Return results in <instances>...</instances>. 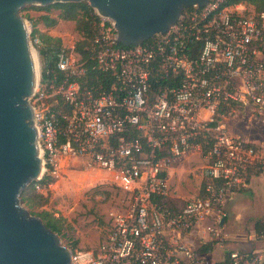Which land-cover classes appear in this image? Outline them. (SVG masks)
I'll return each instance as SVG.
<instances>
[{
  "label": "built area",
  "instance_id": "1",
  "mask_svg": "<svg viewBox=\"0 0 264 264\" xmlns=\"http://www.w3.org/2000/svg\"><path fill=\"white\" fill-rule=\"evenodd\" d=\"M206 2L184 7L165 32L136 46L108 40L115 28L94 12L84 48L95 71L91 79L73 43L35 51L36 191L50 188L52 182L39 181H55L73 162L130 185L125 208L107 211L98 246L71 252L70 264L264 260V252L230 250L208 263L190 242L195 237L222 247L228 198L248 188L251 174L264 172V154L222 122L239 110L264 124V10L232 0ZM192 151L202 157V189L178 206L170 200L166 172Z\"/></svg>",
  "mask_w": 264,
  "mask_h": 264
},
{
  "label": "water",
  "instance_id": "2",
  "mask_svg": "<svg viewBox=\"0 0 264 264\" xmlns=\"http://www.w3.org/2000/svg\"><path fill=\"white\" fill-rule=\"evenodd\" d=\"M86 2L110 20L116 37L129 46L165 32L181 10L206 0H0V264H70L71 250L42 220L31 215L19 195L40 172L37 130L29 98L37 76L25 5ZM223 220H221L222 222Z\"/></svg>",
  "mask_w": 264,
  "mask_h": 264
},
{
  "label": "rangeland",
  "instance_id": "3",
  "mask_svg": "<svg viewBox=\"0 0 264 264\" xmlns=\"http://www.w3.org/2000/svg\"><path fill=\"white\" fill-rule=\"evenodd\" d=\"M44 13L46 12L34 8L24 10L21 8L19 10V15L27 21L29 40L35 51L39 49L42 43L39 41L37 33L32 39L31 24L34 20L38 21L39 15ZM57 13L56 9L48 11V15L51 17H55ZM37 28L44 31L41 32L42 34L50 31L52 34L50 36L52 39L49 41L50 45H68L71 43L74 45L80 39L74 30L72 21L58 20L53 27L49 28L43 27L38 22V24H34V29L38 32ZM41 58L39 56L40 61H42ZM29 102L32 105V99L29 98ZM222 122L229 133L237 134L241 139L250 134L260 135L259 123L256 122V125L239 110L227 115V118ZM202 162L200 153L192 151L170 163L169 197L171 201H175V205L179 206L186 200L196 197L199 190ZM129 186V184L108 173L85 171L77 162H73L60 170L50 188L44 191H36L34 186L33 188L26 186L25 195L35 194V198L31 205L25 202H20V204L34 216L41 210H46L55 217H63L65 223L61 236H58L61 243L66 245L71 252L95 249L107 230V211L111 208L124 209L129 203L130 198L127 190ZM238 192L244 195L246 199H242L241 203H236L237 207L235 210L233 209L231 218L229 215L227 217V243L229 244H234L237 241V232L242 230L244 226L251 227L253 220L257 218L256 215L260 212L257 210V202L254 201L256 198H251L252 194L249 189L234 193ZM248 199L253 202L250 203L247 201ZM236 213L239 214L237 218Z\"/></svg>",
  "mask_w": 264,
  "mask_h": 264
},
{
  "label": "crops",
  "instance_id": "4",
  "mask_svg": "<svg viewBox=\"0 0 264 264\" xmlns=\"http://www.w3.org/2000/svg\"><path fill=\"white\" fill-rule=\"evenodd\" d=\"M35 25L38 24V21L34 20ZM41 23V22H40ZM43 26V24L41 23ZM44 27V26H43ZM46 28V27H45ZM38 29V28H37ZM41 29H38L37 34H40ZM47 35L52 36L50 31H46ZM243 115H245L249 120H252L255 124L259 123V134H250L247 135L243 141L248 144L253 145L258 148L264 154V124L260 123L257 119H254L251 115L241 111ZM257 125V124H256ZM240 138L237 134H233ZM241 139V138H240ZM169 170L167 169L166 176L167 182L169 185ZM200 185H201V175L199 179L198 185V193L196 197L200 194ZM251 192V198H256L254 200L257 202V210L260 211L254 220L251 227L244 226L242 230L238 231L236 235V242L234 244L227 243V217L228 215L232 216L233 209L235 210L237 207L236 203H241L242 199H246L244 195L238 193H233L227 200L225 205V218L223 219V240L222 247H218L215 244H199V241L195 237L190 239L193 250L197 255L204 258L208 263L222 261L226 258L227 251L235 250L246 255H252L255 253H263L264 252V172L263 173H253L249 176V186L247 189ZM195 198V197H194ZM250 198V199H251ZM248 199L250 203L252 200ZM175 202V201H174ZM236 218L239 216L238 213L235 214ZM225 230V232H224ZM219 251V252H217ZM264 264V260L260 263Z\"/></svg>",
  "mask_w": 264,
  "mask_h": 264
},
{
  "label": "trees",
  "instance_id": "5",
  "mask_svg": "<svg viewBox=\"0 0 264 264\" xmlns=\"http://www.w3.org/2000/svg\"><path fill=\"white\" fill-rule=\"evenodd\" d=\"M238 2H244L254 7L255 10L261 11L264 10V0H232ZM26 8H34L37 10L45 11L46 13L39 15L38 22H41L44 27L49 28L53 27L58 20L72 21L74 24V30L79 35L80 39L75 42L74 49L81 56V59L84 60V66L86 68V72L88 78L91 79V76L95 73V71L91 70L90 67L92 65V61L88 59V52L84 49L85 47L90 45L91 35H92V24L97 19L93 9L84 1L80 2H56L48 5L40 6V5H29L24 6L22 9ZM50 9H56L58 11L55 17H51L48 15V11ZM31 21V18H29ZM31 24V36L34 39L37 31L34 29L35 22ZM39 41L42 45L39 47L40 53H45L44 46H50L49 41L52 39L47 34H37ZM118 44V43H117ZM53 45V44H52ZM120 45V44H118ZM58 46V45H54ZM121 46V45H120ZM50 66L52 63L49 64ZM103 86L106 87V83H103ZM53 182V179L46 176L41 181H39L40 185ZM33 181L27 185L33 188ZM200 189H202V181L200 185ZM27 189H23L19 195L20 202H25L28 205H31L35 198V194L25 195ZM36 192V191H35ZM41 197V195H38ZM36 216L39 217L43 224L48 227L51 231L55 232L57 235L61 236V231L63 228V224L65 223V219L63 217H55L49 211L41 210L36 213Z\"/></svg>",
  "mask_w": 264,
  "mask_h": 264
},
{
  "label": "bare ground",
  "instance_id": "6",
  "mask_svg": "<svg viewBox=\"0 0 264 264\" xmlns=\"http://www.w3.org/2000/svg\"><path fill=\"white\" fill-rule=\"evenodd\" d=\"M32 55H33V59H34L35 72H36V76H37V74H38L37 57H36V54L33 51H32Z\"/></svg>",
  "mask_w": 264,
  "mask_h": 264
}]
</instances>
